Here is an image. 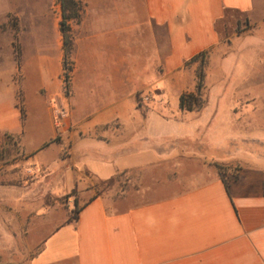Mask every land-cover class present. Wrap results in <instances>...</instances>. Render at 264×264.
Segmentation results:
<instances>
[{
  "label": "crops",
  "instance_id": "0c3cea01",
  "mask_svg": "<svg viewBox=\"0 0 264 264\" xmlns=\"http://www.w3.org/2000/svg\"><path fill=\"white\" fill-rule=\"evenodd\" d=\"M78 1L83 13L80 21L70 22L76 35L68 96L63 92L62 15L52 13L55 0H47L44 11L61 48L54 92L39 89L37 104L48 106V118L38 125L28 122L24 60L21 83L12 80L20 72L16 61L10 73L9 81L18 85L13 102L2 95L5 76L0 74V165L4 151L16 152L43 171L25 189L0 185V239L8 238L7 231L27 230L28 245L39 250L19 264H264V0H142V16L132 8L116 15L115 0H104L102 12L92 0ZM229 14L243 16L250 28L223 41V58L233 53L239 60L251 57L257 72L251 77L253 87L233 106L235 126L223 139L221 156L195 137L200 128L167 129L145 121L154 114L184 121L188 114L186 120L200 117L203 110L182 111L179 100L171 114L160 109L163 101L142 109L137 95L156 87L163 90L162 97L165 75L186 72L194 83L179 92V99L193 91L196 70H190L198 65L186 64L221 45L218 26ZM10 16L37 21L28 9L0 10V33L13 38V28H3ZM250 37L257 42H248ZM246 45L251 47L248 54ZM102 65L111 71L93 79L91 74ZM129 86L138 123L129 121L124 104ZM53 102L66 113L60 125ZM54 146L60 148L51 165L44 156ZM214 164L237 168L225 177L228 188ZM122 172L135 175L139 186L118 199L95 194L79 207L78 220L61 219L57 206L46 202L52 194Z\"/></svg>",
  "mask_w": 264,
  "mask_h": 264
},
{
  "label": "rangeland",
  "instance_id": "374dc122",
  "mask_svg": "<svg viewBox=\"0 0 264 264\" xmlns=\"http://www.w3.org/2000/svg\"><path fill=\"white\" fill-rule=\"evenodd\" d=\"M92 1L96 7V11L102 12V9H104V0ZM115 1L116 15L129 11V8L135 9L134 12H136L138 16H142L144 13L142 0ZM47 4V0H0V10L19 7L23 11L27 9L31 10L37 18L35 22L26 20L18 21V44L22 52L21 62L24 60L25 80L23 81V88L27 109L29 111L28 122L33 125L42 123L44 117L46 116L48 118L49 116L48 106L39 107L37 104L41 97L39 89L44 87L42 90L43 94H45L46 89L49 93H53L55 90L54 83L61 70V63L59 60V50L61 48L60 44L56 42L57 33L53 27V23H46L44 18V11L47 9ZM80 11L82 15L83 7L81 5ZM52 13L53 15H62L59 0H55L53 3ZM9 26H11L10 22L4 23L3 28L5 32L8 30ZM109 26L110 30L114 29V22L111 21ZM218 28L221 34V45L209 53L207 59L208 63L204 68L206 74L204 98L206 100L208 99V102L203 109L202 115L186 120V118L191 116V114H188L183 121L182 119L164 120L160 115L154 114L150 119L148 118L145 121L149 126L167 129L185 128L193 130L194 128H200V132L198 131L195 137L199 140L202 138L207 148H210L212 154H221V156H223V139L233 132L232 129L233 126H235V123L232 122L235 118L233 116V106L238 104L247 88L253 87V84H251V77L256 74L257 71L252 68L251 57H248L249 59L245 58L244 60H239L233 53L227 58H223V41L225 43L230 42L237 34H244L250 28L247 26L244 17L237 14H229L226 19L219 24ZM28 30L30 31L27 32ZM75 35V33H72L73 39ZM60 39L61 38L58 37V41H60ZM247 40L250 43L257 42V39L253 37L247 38ZM13 42L14 38L11 34L0 33V74L2 73L5 76L2 95L6 101L10 102H13L16 86H18L16 85L17 83L15 84L9 81L10 73L14 68V61H16L14 49L11 47L13 46ZM249 46H252V44ZM249 46L246 45L245 54H248L251 49ZM50 58H53V60ZM110 69L109 66L102 65L97 72H94L93 75L91 74V77L93 79L103 78L105 73L111 71ZM196 69L197 66L195 65L190 71L193 72ZM22 78V72L20 70V72H15L12 80L21 83ZM162 83L165 90V94L162 97H159V94L163 93V90L156 87L153 88V90L138 93L137 104L139 108L149 109L157 107L159 102L163 101L159 104L160 109L171 114L170 112L175 111L178 106L179 92L183 88H191L194 83V77L190 72H186L179 76L165 75ZM130 88V86L127 87L123 94L124 104L127 108L129 121L138 123L140 118L134 115L132 111L133 98H131ZM63 92L66 94L64 88ZM144 97H149V100L144 101ZM50 107H52L53 112L55 108H59L57 102H53ZM224 131H226V135L223 133ZM219 147L222 149L219 150ZM59 148V146L52 147L49 153L44 156V160L51 163V165L56 164L55 159L58 156L57 149ZM217 148L219 149L217 150ZM3 159L4 162L0 165V185L2 184L8 189H12L11 186L25 189L26 185H33L35 183L38 175L43 174V171L36 170L32 165L28 164L26 162L27 158L22 154L18 155L16 152L7 153L4 151ZM213 167H215L219 173L220 167L225 177L229 174V171L233 170L235 172L237 170V168L234 167L218 164H214ZM135 177V175L131 176L124 174L115 185H108L103 181L85 182L83 184H78L73 190L63 195L58 196L52 194L49 199L46 198V202L49 200L53 209L57 206L58 217L61 219L66 217L71 219L75 215V211L95 194H107L115 199L124 197L133 188L139 186L135 181ZM86 188L88 192L84 191ZM75 201H77L79 205L75 206ZM53 215H55L54 212ZM25 232H27V230L7 231L5 234H8V238L5 235L4 239H0V264H19L36 255L39 249L28 245ZM12 235H14V238Z\"/></svg>",
  "mask_w": 264,
  "mask_h": 264
},
{
  "label": "trees",
  "instance_id": "16d2710c",
  "mask_svg": "<svg viewBox=\"0 0 264 264\" xmlns=\"http://www.w3.org/2000/svg\"><path fill=\"white\" fill-rule=\"evenodd\" d=\"M60 6L62 9V21L60 23V31L63 36V49H64V60H63V80L65 83V93L69 95V84L71 80V76L74 70V62H73V51H74V39L72 37V28L70 25L71 21H80L81 11H80V2L78 0H59ZM11 27L15 31L16 35L14 37L13 47L16 57V62L19 67V71L21 69V58L22 52L20 45L18 44V36L19 32L18 20L15 17L10 16ZM209 52H203L195 57H193L186 66H190L192 64H197L196 69V85L193 91L184 92L179 99V106L182 111L188 112H199L203 110L207 105V100L204 98V91L206 89L205 78L206 74L204 72V68L207 65ZM19 108L21 111V117L23 122L26 121V110L23 105L22 95L19 96ZM221 178L223 179L226 187L228 188V182L225 181V176L221 172V168L219 167ZM127 172L118 173L113 178L103 181L108 185H115L116 182L119 181V178L126 174ZM75 206H77V201H75ZM79 210L75 211V215L69 219V221L78 220Z\"/></svg>",
  "mask_w": 264,
  "mask_h": 264
},
{
  "label": "built area",
  "instance_id": "2783aa9c",
  "mask_svg": "<svg viewBox=\"0 0 264 264\" xmlns=\"http://www.w3.org/2000/svg\"><path fill=\"white\" fill-rule=\"evenodd\" d=\"M149 97H144V101H148ZM66 115L65 111L60 108H55L54 109V117H55V123L57 125H60L61 119Z\"/></svg>",
  "mask_w": 264,
  "mask_h": 264
}]
</instances>
